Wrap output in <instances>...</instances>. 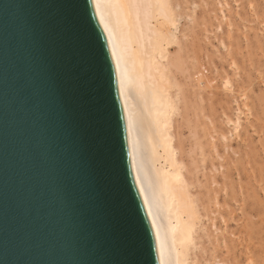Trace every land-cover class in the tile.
<instances>
[{"label": "water", "instance_id": "1", "mask_svg": "<svg viewBox=\"0 0 264 264\" xmlns=\"http://www.w3.org/2000/svg\"><path fill=\"white\" fill-rule=\"evenodd\" d=\"M0 42V264H159L94 0H0Z\"/></svg>", "mask_w": 264, "mask_h": 264}, {"label": "bare ground", "instance_id": "2", "mask_svg": "<svg viewBox=\"0 0 264 264\" xmlns=\"http://www.w3.org/2000/svg\"><path fill=\"white\" fill-rule=\"evenodd\" d=\"M94 4L114 62L132 169L159 264H238L237 164L229 179L223 170L228 158L235 166L237 153L223 155L224 103L215 113L209 107V17L191 14L190 0Z\"/></svg>", "mask_w": 264, "mask_h": 264}, {"label": "rangeland", "instance_id": "3", "mask_svg": "<svg viewBox=\"0 0 264 264\" xmlns=\"http://www.w3.org/2000/svg\"><path fill=\"white\" fill-rule=\"evenodd\" d=\"M190 1L191 14L209 17L206 91L210 111L225 105L223 155L237 153L235 166L228 158L223 170L229 179L237 164L238 264H264V0Z\"/></svg>", "mask_w": 264, "mask_h": 264}, {"label": "snow or ice", "instance_id": "4", "mask_svg": "<svg viewBox=\"0 0 264 264\" xmlns=\"http://www.w3.org/2000/svg\"><path fill=\"white\" fill-rule=\"evenodd\" d=\"M65 2L69 3V4H75L76 0H65ZM29 30H30V28H29ZM84 47H85V52H86L87 51V41H84ZM0 55H2V42H0ZM50 82L53 83L51 74H50ZM61 103H63V102L61 101ZM66 115L71 120V116H70L69 112H66ZM78 142H79V140H78ZM99 143H102V139L99 141ZM102 168H103V160L102 159L97 160L92 165L86 166L87 175H88V179H89V185H90V188L92 191L94 190L96 180L99 178L98 173L101 171ZM112 207H113V211L119 210V195L116 192H113V194H112ZM125 257L126 258L123 260L116 261V262H109V264H137V261L134 259V243H133L131 237H129L126 241Z\"/></svg>", "mask_w": 264, "mask_h": 264}]
</instances>
